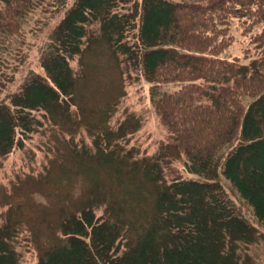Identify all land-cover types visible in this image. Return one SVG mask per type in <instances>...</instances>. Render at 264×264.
<instances>
[{
    "label": "trees",
    "instance_id": "obj_1",
    "mask_svg": "<svg viewBox=\"0 0 264 264\" xmlns=\"http://www.w3.org/2000/svg\"><path fill=\"white\" fill-rule=\"evenodd\" d=\"M70 1L50 3L64 15L51 30L59 38L40 72L25 78L21 65L9 69L18 86L14 92L0 89V160L11 161L9 153L22 150L24 168L37 169L31 182L51 175L52 189L83 185L76 200H64L63 208L70 205L60 217V243L37 264H238L229 252L239 242L255 241V227L235 209L225 183L264 222V0ZM36 2L0 0V70L5 56L21 50L22 38L14 44ZM235 33L246 45L241 56L221 57L241 44ZM92 37H102L123 62L137 63L153 83H179L152 98V108L167 139L188 159L187 171L203 180L176 169L167 183L156 159L127 162L130 156L112 143L125 129L104 128L111 109L90 108L84 117L74 106L70 62L76 57L79 64ZM245 98L251 99L247 108ZM89 119V133L97 129L102 135L92 133L86 150L77 152L71 130ZM42 133H55L52 153L50 144L38 152ZM65 155L69 168L58 171ZM15 208L5 215L13 216ZM8 237V243L0 239V264H20Z\"/></svg>",
    "mask_w": 264,
    "mask_h": 264
},
{
    "label": "rangeland",
    "instance_id": "obj_2",
    "mask_svg": "<svg viewBox=\"0 0 264 264\" xmlns=\"http://www.w3.org/2000/svg\"><path fill=\"white\" fill-rule=\"evenodd\" d=\"M63 1L56 0L57 3ZM50 3L52 0H37L27 16L21 36L14 44L17 46L22 38L20 40L22 47L19 48L21 50H17L15 54L9 53L7 59L6 56L4 57L5 62L2 63L0 70V89H5L2 91L14 92L18 86L16 77L9 73V69L13 71L19 69L21 65L25 78H28L40 72L43 59L54 54L53 39L59 38V34L56 33L53 38L51 30L63 17L64 9H59L57 12L56 7ZM235 37L242 41L238 33H235ZM244 47L246 45L242 41L241 44H235L220 56L228 59L235 55L241 56ZM76 60L75 57L69 66L73 75V92H75L72 102L75 103V107L81 109L84 117L90 108L99 109L102 112L111 109V120L109 119L105 126L101 125V128L104 126L105 129H111L113 133L120 125L123 127L122 131L125 129L122 137L112 139V143L121 155L125 153L123 155L130 156L127 162L137 161L140 158L150 161L156 159V171L167 180V183L170 182L171 172L176 169L191 180L204 179L201 175L187 171L188 159L171 144L165 130L155 120L152 98L178 88V82L159 85L153 83L144 77L143 68L136 66L137 63L132 65L135 66V69H132L131 64L114 56L102 37L88 39L79 57V64ZM242 62L247 63V60ZM5 71L9 73V76L5 75ZM250 100V98L244 99L246 108ZM61 121L66 123V119ZM89 121L91 120H86L84 123L82 120L71 130V148L77 152L83 153L89 145L90 135L96 134L97 129H93L91 134L86 129ZM100 135L102 132L98 130L96 136L101 137ZM54 140L56 141L55 133L46 138H43L42 133L38 139L37 147L40 150L38 152L45 153L46 145L50 144L52 153ZM233 145L234 141L229 143L224 151L210 163L219 164ZM24 152L15 150L9 153L11 161L0 160V230L2 232L5 227L4 234H7L0 239L4 238L8 243V236L11 237L13 248L19 253L20 264H37L38 259L49 247L60 243L62 236L60 217L70 205L63 208L64 200L70 197L76 200L83 185L79 181L74 184V187L66 188V184H63L59 188L52 189L51 175L42 178L40 182H31L30 178H35L37 169L27 171L24 168L27 165L25 163L27 155ZM69 158L67 155L61 158L58 162V171L61 166L69 168ZM44 161L52 166V160L47 156ZM137 166L140 167L137 173H141V165L137 164ZM56 170L57 166L54 165V171ZM101 177L105 178L102 175ZM86 178L89 180V177L86 176ZM106 184L110 185L107 191L111 194L112 186L110 182ZM225 184V190L235 209L245 221L255 227V241L250 244L239 242L237 247L229 253H233L238 264H264V222L256 218L252 207L244 199H240L241 196H238L239 193L235 188H232L229 183ZM13 206H16L13 216H6L5 214L12 212Z\"/></svg>",
    "mask_w": 264,
    "mask_h": 264
}]
</instances>
